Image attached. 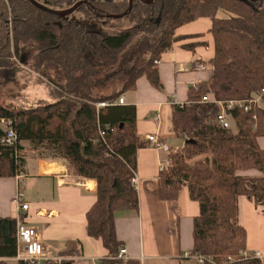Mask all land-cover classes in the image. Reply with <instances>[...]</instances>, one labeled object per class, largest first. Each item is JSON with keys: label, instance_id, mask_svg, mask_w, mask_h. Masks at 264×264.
<instances>
[{"label": "trees", "instance_id": "1", "mask_svg": "<svg viewBox=\"0 0 264 264\" xmlns=\"http://www.w3.org/2000/svg\"><path fill=\"white\" fill-rule=\"evenodd\" d=\"M38 1L63 9L80 0ZM251 1L134 0L129 11L130 0H87L74 14L61 18L29 0H0V68L13 65L14 55L34 47L31 68L52 84L56 96L53 102L33 107L0 103V177L28 173L23 141L52 148L80 177L96 182L97 199L86 217L88 234L101 239L108 250L99 264L123 262L119 252L126 246L117 235L116 217L140 209L133 179L137 152L145 144L138 135L136 104L115 102L136 90L141 76L161 89L155 60L181 38L179 27L210 18L215 40V55L208 62L212 74L207 82L189 88L184 107L173 104L174 131L186 142L161 169L159 196L177 200L181 186H188L191 199L200 205L193 222V254L213 260L205 264H263L245 254L247 230L238 216L240 196L264 211V148L259 144L264 109L232 110L235 131L216 122L220 108L206 99L209 94L217 100L249 99L264 89V0ZM112 14L124 15L120 18L129 19L132 26L114 34L86 28L90 21L112 19L107 16ZM129 49L131 70L121 65L100 76ZM110 83L115 87L106 91ZM103 101L111 104L98 108L96 103ZM2 119L13 122L14 145L2 142ZM252 168L262 175L239 173ZM16 230L14 217L0 216V264H11L17 255ZM82 251L81 240L69 239L59 251L62 261L49 259L45 264H73ZM127 264L142 262L129 258Z\"/></svg>", "mask_w": 264, "mask_h": 264}, {"label": "crops", "instance_id": "2", "mask_svg": "<svg viewBox=\"0 0 264 264\" xmlns=\"http://www.w3.org/2000/svg\"><path fill=\"white\" fill-rule=\"evenodd\" d=\"M211 26L210 18H200L179 27L176 33L181 38L162 55L158 64L163 87L157 89L146 76H141L132 97L124 95L126 103L137 106L138 135L145 146L137 152L135 184L140 209L119 212L116 217L117 235L127 250L124 261L118 264H127L129 258L140 259L142 264H198L193 255V222L200 214V205L191 199L187 185L181 186L177 200L160 198L159 173L163 164L168 165L171 153L154 147L148 137L158 133L174 151L184 147L186 140L173 128L172 101L177 98L187 102L189 88L210 79L208 62L215 55ZM207 97L215 99L213 94ZM157 115L160 125L155 121ZM259 144L264 148V136L259 138ZM26 157L27 174L0 177V216L14 217L16 228L19 224L34 227L43 242L46 260L58 259L67 240L79 239L83 253L73 264H99L108 250L101 239L88 234L86 217L97 199L96 182L74 174L60 156ZM239 173L248 177L262 175L254 168ZM18 193H23L29 203L27 211L18 210L15 201ZM238 221L247 230L245 254L260 251L264 264L262 207L249 197L240 196ZM11 261L19 262L15 258Z\"/></svg>", "mask_w": 264, "mask_h": 264}, {"label": "rangeland", "instance_id": "3", "mask_svg": "<svg viewBox=\"0 0 264 264\" xmlns=\"http://www.w3.org/2000/svg\"><path fill=\"white\" fill-rule=\"evenodd\" d=\"M75 16L80 17L81 15L79 13H76ZM131 26L132 22L127 18H112L90 21L86 25V28L103 33L114 34ZM139 40L140 37H137V39L133 42V45H135ZM130 49L127 50L123 55H121L116 66L111 68L110 71H105L100 76L103 77L105 75L111 74L121 65L130 69L132 66V60L129 56L131 55ZM34 53V47H29L26 50L22 51L21 55L13 56L12 61H15L13 65L0 68L1 104L6 106L24 105L26 107H33L56 100L52 84L45 79H40L39 74L31 68ZM128 74L129 73H127L126 76H128ZM113 86L115 87V83H110L108 85L109 88L106 91H109L111 88H113ZM132 94L133 91H129L126 93L128 98L132 97ZM233 130H237V127L234 123ZM24 148L26 149V151H24V154L30 158H38L40 156H58L52 148H48L45 145L38 146L30 142H26ZM71 171L74 174H77L76 171L72 168ZM11 264L17 263L15 261H11Z\"/></svg>", "mask_w": 264, "mask_h": 264}, {"label": "built area", "instance_id": "4", "mask_svg": "<svg viewBox=\"0 0 264 264\" xmlns=\"http://www.w3.org/2000/svg\"><path fill=\"white\" fill-rule=\"evenodd\" d=\"M155 62L159 64L160 60H155ZM201 68L204 69L205 67L202 65ZM206 99L209 101H213L220 108L215 120L219 125L224 128H233L234 119L232 117L231 111L234 109H240L246 112L251 111L254 107L264 109V89L260 93L254 94V96L249 99L217 100L215 98L213 100H210L208 97ZM172 102L173 104L179 105L180 107H184L187 104V102H180L177 98H175ZM115 103L125 104V97H120L119 100ZM110 104L111 102L109 101H103L97 102L96 106L98 108H101ZM254 118L256 119V116H254ZM155 121L158 125H160L161 119L159 115L155 117ZM1 125L6 131L2 142L4 144L14 145L17 141V134L14 128L12 127V120L2 119ZM148 138L151 144L158 149H162L168 153L177 151H174L167 143L162 141L158 133L151 134ZM166 166L167 165L163 164L161 169ZM133 181L134 183H136L137 178L135 177ZM24 198L25 197L23 193H18L15 197L18 210L20 211H27L29 209V203L25 202ZM16 235L18 252L15 259H17L18 261H26L29 264H45L46 259H44V245L41 239L39 238L36 229L25 224H19L17 226ZM126 252V248L121 249V251L119 252V257L124 258ZM193 255L196 257L198 264H205L207 261H213L211 258L203 256L201 254ZM253 256L259 258L260 260L263 259V255L260 251L255 252ZM54 261L60 262L62 261V259L58 258L54 259Z\"/></svg>", "mask_w": 264, "mask_h": 264}, {"label": "water", "instance_id": "5", "mask_svg": "<svg viewBox=\"0 0 264 264\" xmlns=\"http://www.w3.org/2000/svg\"><path fill=\"white\" fill-rule=\"evenodd\" d=\"M33 5H35L36 7H38L39 9L54 13L56 15H58L61 18H65V17H69L72 14H74L81 5L85 4L87 2V0H80L77 3H75L73 6L68 7V8H63V9H52L42 3H40L38 0H29ZM147 3H151L153 0H144ZM242 1H246L247 3L251 4L252 1L251 0H242ZM134 3V0H130V8L129 11L132 9V5ZM128 11V12H129ZM127 13H125L124 15H126ZM124 15H118V14H112V15H107L108 17L111 18H120Z\"/></svg>", "mask_w": 264, "mask_h": 264}]
</instances>
